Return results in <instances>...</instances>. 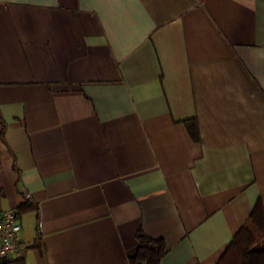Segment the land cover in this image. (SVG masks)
Masks as SVG:
<instances>
[{"label":"crops","instance_id":"obj_1","mask_svg":"<svg viewBox=\"0 0 264 264\" xmlns=\"http://www.w3.org/2000/svg\"><path fill=\"white\" fill-rule=\"evenodd\" d=\"M259 200L264 0H0L18 264H130L140 231L217 264Z\"/></svg>","mask_w":264,"mask_h":264},{"label":"trees","instance_id":"obj_2","mask_svg":"<svg viewBox=\"0 0 264 264\" xmlns=\"http://www.w3.org/2000/svg\"><path fill=\"white\" fill-rule=\"evenodd\" d=\"M186 125L191 137L198 141L197 124L188 121ZM29 209L28 204L21 206L18 210L19 215ZM138 242V249L130 258V264H162L168 253L164 240L152 239L140 231ZM217 264H264V205L261 200L257 202L246 224L235 235Z\"/></svg>","mask_w":264,"mask_h":264},{"label":"built area","instance_id":"obj_3","mask_svg":"<svg viewBox=\"0 0 264 264\" xmlns=\"http://www.w3.org/2000/svg\"><path fill=\"white\" fill-rule=\"evenodd\" d=\"M26 198L30 196L27 195ZM22 230L23 226L17 210L0 212V264H18L32 246L23 240Z\"/></svg>","mask_w":264,"mask_h":264}]
</instances>
